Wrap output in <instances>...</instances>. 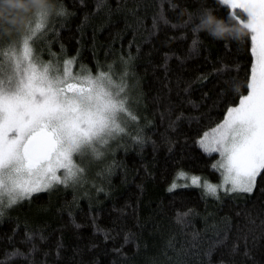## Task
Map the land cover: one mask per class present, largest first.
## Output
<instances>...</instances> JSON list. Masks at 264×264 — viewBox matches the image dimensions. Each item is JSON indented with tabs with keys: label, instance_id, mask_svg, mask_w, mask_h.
Returning <instances> with one entry per match:
<instances>
[{
	"label": "trees",
	"instance_id": "1",
	"mask_svg": "<svg viewBox=\"0 0 264 264\" xmlns=\"http://www.w3.org/2000/svg\"><path fill=\"white\" fill-rule=\"evenodd\" d=\"M30 5L28 21L40 9L50 13L36 54L59 65L74 59V73L122 80L135 119L125 117V132L102 147L105 162L81 160L84 177L4 209L0 261L264 264V173L251 193L219 199L180 180L186 172L220 181L219 154L199 142L247 94L250 41L237 36L229 11L216 0ZM217 24L225 30L218 33Z\"/></svg>",
	"mask_w": 264,
	"mask_h": 264
},
{
	"label": "snow or ice",
	"instance_id": "2",
	"mask_svg": "<svg viewBox=\"0 0 264 264\" xmlns=\"http://www.w3.org/2000/svg\"><path fill=\"white\" fill-rule=\"evenodd\" d=\"M216 2L236 21L237 36L250 41L253 63L247 94L228 109L211 141L206 142L207 134L200 141L205 152L220 154L214 167L222 170L221 185L205 182L203 187L213 196L225 186L230 193H251L264 173V0ZM49 16L47 9L38 10L15 40H5L0 31V217L34 193L76 181L83 169L73 158L99 159L100 149L125 132V117L135 119L122 80L86 69L74 73V59L59 65L36 54L33 44L47 29ZM224 30L216 25L218 33ZM192 184L199 186L200 178L192 177Z\"/></svg>",
	"mask_w": 264,
	"mask_h": 264
},
{
	"label": "clouds",
	"instance_id": "3",
	"mask_svg": "<svg viewBox=\"0 0 264 264\" xmlns=\"http://www.w3.org/2000/svg\"><path fill=\"white\" fill-rule=\"evenodd\" d=\"M30 0H0V31H20L27 25Z\"/></svg>",
	"mask_w": 264,
	"mask_h": 264
},
{
	"label": "rangeland",
	"instance_id": "4",
	"mask_svg": "<svg viewBox=\"0 0 264 264\" xmlns=\"http://www.w3.org/2000/svg\"><path fill=\"white\" fill-rule=\"evenodd\" d=\"M242 18V17H241ZM224 121V120H223ZM222 121V122H223ZM221 124V123H220ZM219 124V125H220ZM217 128V127H216ZM211 133L212 132H210L209 134H207V140H206V142H209V141H211V139H212V137H211ZM118 136V135H117ZM116 136V137H117ZM116 137L114 138V139H111L110 140V142L111 141H113V140H116ZM205 137L206 136H204L202 139H205ZM200 143V142H199ZM100 151L103 153V155L99 158V159H95V158H93L92 156H90V155H85V156H75L73 159H74V162L77 164V166L78 167H80V168H82L83 169V172L79 175V178H82V177H84V174L86 173V169H85V164L81 161L82 159L84 160V161H88L89 159H92V160H98V162H101V160H103V162H105L106 160L104 159L105 158V154H104V152H103V148L102 149H100ZM216 153H218V152H216ZM219 154V153H218ZM221 160V156H220V154H219V161ZM218 163V162H217ZM217 163H216V165H217ZM220 170V172H221V174H222V170L221 169H219ZM61 171V173H63V170H60ZM60 171L57 173V175H60ZM183 176H181L180 175V180H182L183 182H184V184L185 185H182V186H189L188 184H191V186H194V187H197V188H202L203 189V191L207 194V196H209V198H213V199H219L221 196H223V195H241V194H244V193H230V192H227L226 191V187L227 186H225L224 188H219L218 187V191H217V194H216V196H213V195H210V194H208L207 193V190L203 187V183H205V182H207V183H211V184H213V185H217V186H219V185H221V183H222V175H221V178H220V181L218 180V181H210V180H208V179H206L205 177H202L201 175L200 176H198V175H196V174H188V173H186V172H183ZM62 177V176H61ZM192 177H199L200 178V185L198 186V185H193L192 184ZM78 178V179H79ZM70 182H72V183H74V181H70Z\"/></svg>",
	"mask_w": 264,
	"mask_h": 264
}]
</instances>
